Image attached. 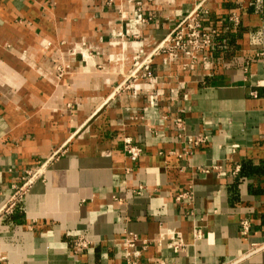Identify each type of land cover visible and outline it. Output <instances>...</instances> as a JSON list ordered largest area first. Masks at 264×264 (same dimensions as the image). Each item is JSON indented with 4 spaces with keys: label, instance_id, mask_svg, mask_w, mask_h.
Listing matches in <instances>:
<instances>
[{
    "label": "crops",
    "instance_id": "obj_1",
    "mask_svg": "<svg viewBox=\"0 0 264 264\" xmlns=\"http://www.w3.org/2000/svg\"><path fill=\"white\" fill-rule=\"evenodd\" d=\"M199 1L0 0V264H264V0H207L210 62L154 53Z\"/></svg>",
    "mask_w": 264,
    "mask_h": 264
},
{
    "label": "built area",
    "instance_id": "obj_2",
    "mask_svg": "<svg viewBox=\"0 0 264 264\" xmlns=\"http://www.w3.org/2000/svg\"><path fill=\"white\" fill-rule=\"evenodd\" d=\"M207 0H201L193 6L192 10L178 21L175 26L171 29L169 34L156 46L154 53L157 51L165 52L168 59L183 58L187 64L185 66L195 65L199 57L204 55L203 58L210 62L212 56L211 51L217 46L218 29L214 27H206L204 25V18L208 14ZM238 15L235 13L231 16V20L234 24H238ZM136 21L142 23L145 21L141 11L136 13ZM152 55V54H151ZM150 55L145 56L144 60L136 62L135 70H139L142 67L148 70ZM177 125L180 128L184 127V123L181 118L177 119ZM206 140L205 136L190 137L191 143H201ZM123 150L132 161H137L143 153V148L136 144L131 137L124 138ZM66 152V147L61 146L56 148L49 160L58 158L60 155ZM43 166L33 167L25 171L22 181L20 184L14 186V194L5 207V210H10L20 202L28 188V186L38 177L43 175ZM193 198L192 191H186L176 196V201L180 204L191 202ZM241 233L247 237L250 233L251 224L249 220L245 219L241 222ZM203 232L200 228H195L194 236L196 239H200ZM167 240L168 247L174 252H181L185 249L186 244L183 240L182 233L180 231L169 230L168 232L160 236V241ZM139 240L136 234L131 233L130 236L125 239V245L132 247L135 242ZM149 240H143L144 247L147 246ZM87 240L79 238L74 243V251L79 252L86 247ZM129 264H140L139 262H130Z\"/></svg>",
    "mask_w": 264,
    "mask_h": 264
}]
</instances>
